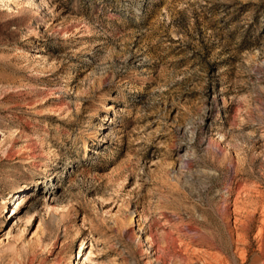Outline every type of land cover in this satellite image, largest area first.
<instances>
[{"label": "rangeland", "instance_id": "rangeland-1", "mask_svg": "<svg viewBox=\"0 0 264 264\" xmlns=\"http://www.w3.org/2000/svg\"><path fill=\"white\" fill-rule=\"evenodd\" d=\"M0 264H264V0H0Z\"/></svg>", "mask_w": 264, "mask_h": 264}, {"label": "bare ground", "instance_id": "bare-ground-1", "mask_svg": "<svg viewBox=\"0 0 264 264\" xmlns=\"http://www.w3.org/2000/svg\"><path fill=\"white\" fill-rule=\"evenodd\" d=\"M7 203V202H6ZM6 203H4V204H6ZM17 209V208H16ZM16 210H13V212H12V215H11V217H13L15 214H16ZM15 219V218H14ZM134 219V218H133ZM84 245V244H83ZM91 252L89 251V255H91L90 254ZM93 254V253H92ZM87 259H89V256L87 257ZM91 260V259H90Z\"/></svg>", "mask_w": 264, "mask_h": 264}]
</instances>
